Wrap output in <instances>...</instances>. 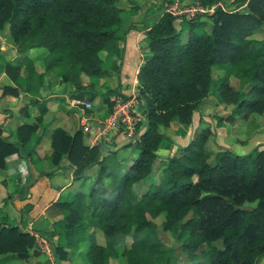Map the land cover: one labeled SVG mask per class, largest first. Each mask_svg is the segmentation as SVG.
<instances>
[{
	"label": "trees",
	"instance_id": "1",
	"mask_svg": "<svg viewBox=\"0 0 264 264\" xmlns=\"http://www.w3.org/2000/svg\"><path fill=\"white\" fill-rule=\"evenodd\" d=\"M191 1L202 6L219 1L224 8L200 14L209 23L200 34L192 32L204 24L196 21L198 16L185 20L189 31L184 40L178 18L169 12H162L144 32L147 55L136 71L135 90L143 127L131 141L133 157L117 156L118 149L84 145L78 129L51 130L47 159L52 165L66 159L75 177L95 170L86 191L52 204L60 217L50 223L48 234L41 233L47 240L60 236L62 243L53 247L60 263L71 255L85 264L115 259L119 264H259L264 257V150L238 155L217 149L212 128L197 126L177 154L158 159L156 180L144 191L137 189L148 181L157 160L165 139L161 128L170 123L187 127L211 91L242 119L259 115L264 126V37H252L264 31V0H239L243 5L236 9L227 0ZM117 2L0 0V32L15 50L46 51L40 72L23 57L5 63V74L15 79L22 68L26 92L36 95L45 75L52 73L61 83L73 84L74 97L91 104L99 97L110 108L106 96L111 90L97 94L81 82L101 73L102 51L120 54L124 10ZM17 93L15 87H2V94ZM29 103L37 110L34 122L19 124L10 137L0 130V169L11 154L30 159L35 153L40 140L36 122L45 108L35 99ZM28 209L25 205L24 211ZM157 217L158 225L153 221ZM157 229L169 233L171 243H164ZM33 246V235L8 223L0 210V264L27 259Z\"/></svg>",
	"mask_w": 264,
	"mask_h": 264
},
{
	"label": "crops",
	"instance_id": "2",
	"mask_svg": "<svg viewBox=\"0 0 264 264\" xmlns=\"http://www.w3.org/2000/svg\"><path fill=\"white\" fill-rule=\"evenodd\" d=\"M125 1L121 6L124 10L121 22L124 34L122 39L117 42L120 54L118 53V56L115 57L102 51L100 57L105 65L101 73L92 80H86V83L81 82L83 87L89 84L97 94H103L106 90H111L110 95L106 96L111 102L116 95L127 96L135 92L137 85L136 71L147 55L143 41L144 32L158 19L164 5L169 3V0ZM180 1L182 2V0ZM227 2L231 3L233 1L227 0ZM200 17L205 18V21H202V23H204L203 26L207 30L209 23L206 20L208 19L204 15ZM179 25L177 24L178 28H180ZM38 49L32 48L25 52H18L4 37V31L0 32L1 135L10 137L19 124L35 121L34 115L37 110L35 109L36 107L34 108L29 103L30 99L37 100L45 108L41 119L36 122L35 133L37 136H40V140L35 146L33 158L27 159L17 154H11L5 158V166L0 169V210L6 215L8 223L18 225L22 231L42 236L41 233L43 235L48 234L51 226L50 223L60 217L52 204L68 201L76 192L86 191V186H88L95 170L94 168H89L84 171L83 176L75 177L73 165L66 159H61L57 165H52L47 159V155L49 154V136L53 128L61 127L67 133H72L78 129L77 110L68 104L71 99H85V97H74L76 93L73 84L71 82L61 83L54 74L49 73L43 78V83L39 87L38 93L30 95L25 90L26 79L22 68L17 73L15 79H10L4 72L3 66L5 62L15 64L16 62H20L23 57L31 59L35 70L40 72L42 70L41 59L46 54V51H36ZM105 78L110 82V89L101 88L106 82ZM230 82L236 84V81L233 79H230ZM4 85L15 87L18 91L17 95L2 94V87ZM213 95L216 97L214 102L218 105L217 108L222 109L220 112L224 118L225 114L231 112V107L224 106L214 93ZM99 102L95 108L91 104L93 113H102L109 108L105 103L99 104ZM206 102L210 101L205 97L201 103L205 104ZM201 103L193 112L189 125L185 129L181 127L183 135L181 136L176 132V136H171L172 139L180 138L178 145L184 146L190 139L194 129L197 126H201L202 121L207 120V117H204L202 114ZM198 109L202 112L199 111L200 113H198ZM194 115H196V119H193ZM216 126L213 129L214 135H216V132H219L220 135L222 130L219 129L222 128L219 126V123ZM251 132L252 130L248 132L250 134L246 137V142L240 143L235 138H229L231 143L229 142L228 144H220L216 141V145L219 144L216 148L226 149L240 155L246 154L252 149L264 150V146H257L258 143L256 144V141L253 140L254 136ZM82 141L84 144L83 136ZM122 146L129 147L131 146V142L123 140L119 144H116L115 149H119ZM164 151L162 150L163 153ZM162 152H159L161 154L160 158H163ZM25 205H29V209L26 212L24 211ZM59 239L60 236L58 235L48 238L49 246H57ZM34 249L35 247L33 246V249L29 250L30 256L27 259L34 256L33 261L36 262L38 259L35 255L38 251ZM32 250L36 252L32 253ZM22 264L27 263L23 262ZM259 264H264V257L260 260Z\"/></svg>",
	"mask_w": 264,
	"mask_h": 264
},
{
	"label": "rangeland",
	"instance_id": "3",
	"mask_svg": "<svg viewBox=\"0 0 264 264\" xmlns=\"http://www.w3.org/2000/svg\"><path fill=\"white\" fill-rule=\"evenodd\" d=\"M171 1L172 0H169V3ZM178 1L180 3H191L192 2L191 0H189V1L182 0V2L180 0H178ZM230 1H233L234 5L232 7H234V9L239 8V7L241 8V6L243 5V3L241 4L240 2H238L239 0H230ZM125 2H126L125 0H118L117 4L119 5V7H121ZM200 16L201 15H198L196 21L199 22L200 19H201V21H205L204 20L205 18L200 17ZM206 21L208 22V20H206ZM178 24H180L179 25L180 26V30H179L180 31V38H181V40H184L187 37L188 31H189L187 22L185 20H181L180 23H178ZM205 29L206 28L202 24L201 25L198 24V25L192 27V32L194 34H200L201 32L205 31ZM252 37L258 38V39L263 38L264 37L263 29H260L259 31L254 32ZM44 50H45L44 48L43 49L39 48L36 51H44ZM5 63H7V62H5ZM104 65H105V63L103 62V67H104ZM216 73L217 72L214 71V75ZM94 78L95 77H91L89 79L92 80ZM105 81L106 82H105L104 86H102L101 88L110 89L109 80L105 78ZM82 82L86 83V80H83ZM87 86L89 89L92 90V87L89 84H87L86 87ZM213 93L215 94V96H217L214 91H211L206 96V99L209 100L210 102H206L205 104H203L204 103L203 102V103H201L200 106L202 107L201 109L203 111V113H202L203 116L207 117L206 121H202L201 126L208 125L212 128V143L215 145V147L217 145H219V144L216 145L217 142H219L220 144H222V143L228 144L229 142L231 143L229 138L230 139L235 138V140L237 142H240V143L243 141L246 142L245 139L250 134L248 132L251 130H252L251 133H253L252 135L254 136L253 140L256 141L255 142L256 144L258 143L257 146H260V145L264 146V126H263L262 118L259 115H250L247 118L242 119L240 114L238 112H236L232 106H230L231 112H229L228 114H225V117L223 118L222 113L220 112L222 109L217 108L218 105L214 102L216 97H214ZM208 96H210L211 98L210 97L208 98ZM98 99H99V97H95V100L92 102L93 108H95L96 104H98V101H100ZM93 108L91 107V110ZM134 110H135V113H137V114L141 113V111L137 107H135ZM197 111H198V113L202 112L200 109H198ZM193 119H196V115L193 116ZM222 120H224L223 122H225V123H223ZM212 122H213V124H211ZM218 123H219V126L222 128L219 130H222V131L220 132V135H219V132H216V135H214L213 129H215L217 127L216 125ZM185 128H183V129H185ZM161 130H162V133L164 134L165 139L163 140V142L160 144V147L156 151L157 160H155V163L153 164L152 171H151V174H150L148 181L145 184H141V185L138 184V186H137V189L140 192L144 191L145 188L147 187V185L149 183L154 182L157 178V175H158L159 170L161 168L160 165L158 164V159H162V158H160L161 154H159V152L161 153L162 150H165L164 153L162 152L163 157H165L168 155L177 154L179 148L181 147L180 145H178L179 139H180L179 137L174 138V139L171 138L172 135L173 136L177 135L176 132L179 133V135H181V136L183 135V131H182L181 126H177L174 123H170L167 127L161 128ZM228 132H230V133H228ZM228 135H230V137H228ZM222 138H224V139L222 140ZM166 144H168L169 146L164 147V145H166ZM115 147H111L110 150L115 149ZM134 150H135L134 146H133V144H131V146H129V147L119 148L116 151V153H117V156L126 157L128 155L129 157H131V156L133 157L135 155ZM130 153H132V154H130ZM238 155H240V154H238ZM248 206H250V204L245 205V207H248ZM153 221L155 224L158 225L160 222V219L157 217V218H154ZM95 234H96L97 242H102L100 235L97 233H95ZM157 234H158L159 238L164 243H166V244L171 243V236L169 235V233L163 232L160 229H157ZM60 243H62V242L58 241V245ZM128 243H129V238H125L124 244L128 245ZM53 247L54 246L51 247L48 245V247H46V249L42 248L40 250V248L37 249V246L35 244V249H36V251H38L37 254L35 255V256H37L36 258L38 259L36 262L33 261L34 256H32L29 259H27V261H25V260L15 261L12 264H18V263L22 264L23 262H26L27 264H41V263L57 264L59 261H58V258L56 257V254L54 253ZM69 258H70V260H67L63 263L59 262V264H85L84 261L81 262V260H80V262L77 263V261H75V260H77L75 255H71ZM109 264H119V259L110 260Z\"/></svg>",
	"mask_w": 264,
	"mask_h": 264
},
{
	"label": "built area",
	"instance_id": "4",
	"mask_svg": "<svg viewBox=\"0 0 264 264\" xmlns=\"http://www.w3.org/2000/svg\"><path fill=\"white\" fill-rule=\"evenodd\" d=\"M215 7L223 9L224 5L219 1L210 6H202L196 1L180 3L178 0H173L164 6L162 12H169L180 22L211 12ZM68 105L77 110L78 130L84 138V144L88 147L100 145L104 151L110 150L111 147H115L123 140L131 142L143 127L140 124V121L143 120L141 113L137 114L134 110L139 106L136 92L127 96L116 95L112 99L110 108L98 114L92 112L91 102L87 99H71ZM31 234L37 249L48 247L49 241L45 237L35 233Z\"/></svg>",
	"mask_w": 264,
	"mask_h": 264
}]
</instances>
